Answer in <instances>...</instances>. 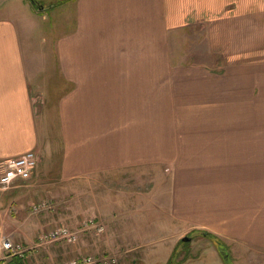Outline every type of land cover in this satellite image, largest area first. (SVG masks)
I'll return each mask as SVG.
<instances>
[{
	"label": "crops",
	"instance_id": "0c3cea01",
	"mask_svg": "<svg viewBox=\"0 0 264 264\" xmlns=\"http://www.w3.org/2000/svg\"><path fill=\"white\" fill-rule=\"evenodd\" d=\"M234 2L227 21L223 9ZM12 5L0 0V172L4 160L27 151L44 159L58 151L47 143V95L27 59L36 22ZM69 10L71 25L52 45L55 80L67 85L52 102L57 182L165 168L169 224L259 250L264 264V0H72ZM206 18L223 57L183 63L174 33ZM39 164L29 180L0 190V227L27 248L23 257L0 254V264L89 253L86 232L68 249L38 245L55 226L32 212L48 193Z\"/></svg>",
	"mask_w": 264,
	"mask_h": 264
},
{
	"label": "rangeland",
	"instance_id": "374dc122",
	"mask_svg": "<svg viewBox=\"0 0 264 264\" xmlns=\"http://www.w3.org/2000/svg\"><path fill=\"white\" fill-rule=\"evenodd\" d=\"M38 1L37 7H32L35 13L31 7L28 11L21 7L23 0H9L18 9L21 19L36 22L26 45L27 59L31 62L34 85L40 83L41 91L47 95L42 118L47 123L45 132L48 131L50 136L46 138L47 143L51 142L52 148L58 147V151L43 153L45 159L39 156L42 158V161L39 160V172L46 175L44 180L48 192L44 199L51 202V208L37 215H43L55 226L66 224L71 228H79L90 217L105 223L106 231L103 233L84 231L92 240L88 254L113 256L117 259L114 264H168L171 260L172 264H257L259 250L250 251V248L247 250L242 245L222 239L228 252L225 259L213 239L201 233H186L187 227L182 225L177 228L169 224L166 206L170 200V178L165 168H139L57 182L53 166L61 157L58 143L60 130L52 102L67 85L60 79L55 80L60 73L55 72L57 59L52 45L55 38L68 31L71 25L69 7L72 0ZM234 8H239L235 2L223 9L222 15L227 14L223 16L225 20L229 21L230 11ZM213 19L216 20L215 17ZM211 21L206 18L203 22H192L174 33L175 55L183 63L217 61L223 57L218 49L212 48L211 28L214 25L211 26ZM49 122L53 124L49 125ZM187 235H191L192 240L182 241ZM56 242H61L68 249L78 241ZM174 244H177L176 249L168 260L167 252Z\"/></svg>",
	"mask_w": 264,
	"mask_h": 264
},
{
	"label": "built area",
	"instance_id": "2783aa9c",
	"mask_svg": "<svg viewBox=\"0 0 264 264\" xmlns=\"http://www.w3.org/2000/svg\"><path fill=\"white\" fill-rule=\"evenodd\" d=\"M40 160L39 154L30 150L22 155L6 159L2 162V169L0 172V190H8L14 186L18 181L29 180L38 165ZM48 208H51V202L43 199L32 206L33 213H40ZM87 230H95L98 233L106 231L105 223L98 221L94 217L84 220L79 228H71L68 225H56L50 230L44 232L38 241L39 246H45L59 240H65L69 243H75L79 240L82 232ZM27 248L19 242H15L7 236L0 227V254L11 256H25ZM117 259L113 256H93L86 254L83 256L71 257L59 262H48L46 264H114Z\"/></svg>",
	"mask_w": 264,
	"mask_h": 264
},
{
	"label": "trees",
	"instance_id": "16d2710c",
	"mask_svg": "<svg viewBox=\"0 0 264 264\" xmlns=\"http://www.w3.org/2000/svg\"><path fill=\"white\" fill-rule=\"evenodd\" d=\"M30 1L32 3L33 7H37V4L39 3L38 0H30ZM202 234L207 236V237H209V238H211V239H213L215 244H216V246L219 249V252L223 254L225 259H227L226 257L228 256V252L225 251V248H224L225 246H224L223 240L219 236H217L216 234H213V233L208 232V231L203 232ZM168 264H172V260Z\"/></svg>",
	"mask_w": 264,
	"mask_h": 264
},
{
	"label": "water",
	"instance_id": "95a60500",
	"mask_svg": "<svg viewBox=\"0 0 264 264\" xmlns=\"http://www.w3.org/2000/svg\"><path fill=\"white\" fill-rule=\"evenodd\" d=\"M192 240V236L191 235H187V236H184L183 238H182V241H191Z\"/></svg>",
	"mask_w": 264,
	"mask_h": 264
}]
</instances>
